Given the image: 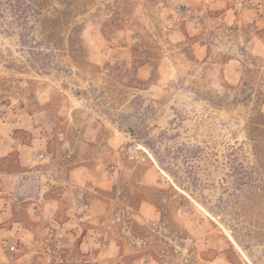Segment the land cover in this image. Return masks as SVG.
Masks as SVG:
<instances>
[{
	"label": "rangeland",
	"instance_id": "rangeland-1",
	"mask_svg": "<svg viewBox=\"0 0 264 264\" xmlns=\"http://www.w3.org/2000/svg\"><path fill=\"white\" fill-rule=\"evenodd\" d=\"M0 264H264V0H0Z\"/></svg>",
	"mask_w": 264,
	"mask_h": 264
},
{
	"label": "built area",
	"instance_id": "built-area-1",
	"mask_svg": "<svg viewBox=\"0 0 264 264\" xmlns=\"http://www.w3.org/2000/svg\"><path fill=\"white\" fill-rule=\"evenodd\" d=\"M254 6H256V4L253 1H250L249 2V7H254ZM17 105H19V103H17ZM10 251L11 252H14L15 251V247L14 246H11L10 247Z\"/></svg>",
	"mask_w": 264,
	"mask_h": 264
}]
</instances>
